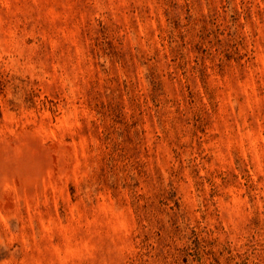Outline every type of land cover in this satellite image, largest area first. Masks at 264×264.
<instances>
[{"label":"rangeland","instance_id":"rangeland-1","mask_svg":"<svg viewBox=\"0 0 264 264\" xmlns=\"http://www.w3.org/2000/svg\"><path fill=\"white\" fill-rule=\"evenodd\" d=\"M0 264H264V0H0Z\"/></svg>","mask_w":264,"mask_h":264}]
</instances>
